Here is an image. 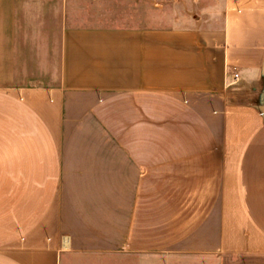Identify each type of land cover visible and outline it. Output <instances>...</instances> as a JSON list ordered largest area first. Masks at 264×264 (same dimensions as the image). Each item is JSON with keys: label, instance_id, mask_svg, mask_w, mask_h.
<instances>
[{"label": "crops", "instance_id": "crops-1", "mask_svg": "<svg viewBox=\"0 0 264 264\" xmlns=\"http://www.w3.org/2000/svg\"><path fill=\"white\" fill-rule=\"evenodd\" d=\"M88 1L0 0V264H264V0L216 27Z\"/></svg>", "mask_w": 264, "mask_h": 264}, {"label": "rangeland", "instance_id": "rangeland-1", "mask_svg": "<svg viewBox=\"0 0 264 264\" xmlns=\"http://www.w3.org/2000/svg\"><path fill=\"white\" fill-rule=\"evenodd\" d=\"M89 1L93 5L87 3L85 6L88 16L84 10L82 13L79 10V18L101 25L169 27L197 24L201 27H216L222 24L224 11V0H135L131 4L129 0ZM63 264H130V262L122 255L70 253Z\"/></svg>", "mask_w": 264, "mask_h": 264}, {"label": "built area", "instance_id": "built-area-1", "mask_svg": "<svg viewBox=\"0 0 264 264\" xmlns=\"http://www.w3.org/2000/svg\"><path fill=\"white\" fill-rule=\"evenodd\" d=\"M233 77L235 80L239 79V72L235 67L233 68Z\"/></svg>", "mask_w": 264, "mask_h": 264}]
</instances>
